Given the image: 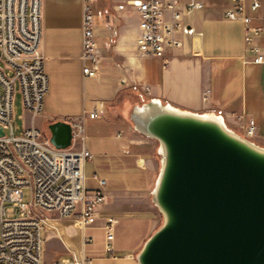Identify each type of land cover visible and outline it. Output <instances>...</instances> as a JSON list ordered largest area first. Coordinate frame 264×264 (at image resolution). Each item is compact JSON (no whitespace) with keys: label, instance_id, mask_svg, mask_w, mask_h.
I'll list each match as a JSON object with an SVG mask.
<instances>
[{"label":"crops","instance_id":"obj_1","mask_svg":"<svg viewBox=\"0 0 264 264\" xmlns=\"http://www.w3.org/2000/svg\"><path fill=\"white\" fill-rule=\"evenodd\" d=\"M129 1L133 0L92 3L101 56L97 77L92 78L82 72L88 64L81 58L83 0H42L41 52L49 86L41 114L33 118L26 112V127L44 131L57 121L81 123L85 148L90 140L101 150L99 173L106 201L89 229H101L106 217L117 219V224L112 257L104 255L103 240V248L86 250L92 264H138L136 254L159 226L151 202L159 170L158 144L134 130V107L156 99L192 113L220 114L230 130L264 148V64L252 63L243 24L224 17L229 1L203 0V9L185 15L183 22L191 33L179 34L180 47L167 50L163 59L137 55L138 17ZM247 14L252 26L262 29L255 42L264 56V0L258 11ZM98 101L105 107L99 118L90 119ZM249 120L255 123L252 137L245 135ZM85 188L100 189L98 181L95 188H87L86 176ZM67 239L66 246L76 254L82 230Z\"/></svg>","mask_w":264,"mask_h":264},{"label":"built area","instance_id":"obj_2","mask_svg":"<svg viewBox=\"0 0 264 264\" xmlns=\"http://www.w3.org/2000/svg\"><path fill=\"white\" fill-rule=\"evenodd\" d=\"M94 0H83L82 60L83 74L97 77L101 56L95 34ZM230 6L224 17L240 21L244 29V43L253 53L252 63L264 64V56L255 40L260 27L252 26L247 11H258L261 0H228ZM138 17L135 38L139 57L163 59L166 51L180 47L179 34L191 29L183 18L204 7L203 0H133ZM42 0H0V264H42L41 233L48 231V222L72 219L82 230L89 244L92 236L85 231L99 219V207L106 201L102 191L104 181L98 180L99 190L85 188L84 166L92 160L84 145V128L72 123V144L56 149L49 135L34 127H25L15 135L12 126L15 95L21 97L23 109L33 118L43 109L48 91V77L44 71L41 52ZM144 91H149L145 87ZM208 92L203 93V100ZM105 103L96 102L90 119L100 117ZM255 134V123L249 120L246 137ZM79 146L76 148L75 142ZM96 178V176H95ZM25 191L29 201L24 202ZM19 209V217L7 219L5 206ZM117 219L106 217L101 226L104 232V255L112 257ZM56 234L57 230L52 229ZM73 261L62 259L50 264H92L84 252L74 255Z\"/></svg>","mask_w":264,"mask_h":264},{"label":"water","instance_id":"obj_3","mask_svg":"<svg viewBox=\"0 0 264 264\" xmlns=\"http://www.w3.org/2000/svg\"><path fill=\"white\" fill-rule=\"evenodd\" d=\"M130 120L158 144L160 157L151 202L162 222L137 263L264 264V148L230 130L220 114L156 99L134 107ZM47 130L54 148L71 146V124Z\"/></svg>","mask_w":264,"mask_h":264},{"label":"rangeland","instance_id":"obj_4","mask_svg":"<svg viewBox=\"0 0 264 264\" xmlns=\"http://www.w3.org/2000/svg\"><path fill=\"white\" fill-rule=\"evenodd\" d=\"M99 98V97H98ZM27 124V113L22 107V102H21V97L17 93L15 95V102H14V109H13V119H12V126L14 128V133L15 135H19L21 131L26 127ZM46 135H49L48 130H42ZM78 143L77 141L75 142L74 146H77ZM77 148V147H76ZM88 151L92 155V160L88 163L87 165V170H86V186L89 189L95 188L96 187V182L98 180H104L101 178V175L99 173V167L101 163V156L100 152L101 150L99 149L98 146L91 145V141L88 140L87 144ZM160 157L159 155L156 156V162L157 166H160ZM94 175H96V180L94 179ZM29 201V196H28V191H25V196H24V202ZM155 208V207H154ZM156 212L159 215V225L162 222V217L155 208ZM5 217L7 219H14L19 217V209L15 208L9 204H6L5 206ZM64 222H53L49 221L48 222V231L43 229L41 233V237L43 239L42 243V264H50L52 262L60 261L62 259H69L71 262L73 261V258L71 257V253L74 255H78L82 252L86 254V250L88 249H100L103 248V240H104V232L99 229V228H92L88 229L86 231V235L92 236V242L90 244H87L84 241V238L82 237V242L81 246L79 249H76L78 254L74 251H72L71 248H68L67 245V236H71L74 231H77L78 228L79 230L81 229L79 223L73 222L72 219L69 220H60ZM61 226V227H60ZM57 230L56 236L54 235V231L52 229ZM49 234V235H48ZM83 235V234H82ZM49 236V237H47ZM54 236V237H53ZM120 237H117V240H120ZM123 239V237H122ZM116 240V241H117ZM123 243L125 241L123 240ZM88 245V246H87Z\"/></svg>","mask_w":264,"mask_h":264}]
</instances>
